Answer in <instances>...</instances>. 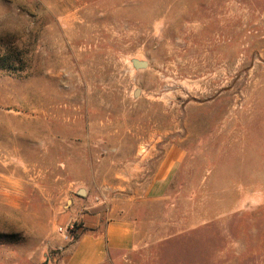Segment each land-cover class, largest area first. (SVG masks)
Segmentation results:
<instances>
[{"label":"rangeland","instance_id":"1","mask_svg":"<svg viewBox=\"0 0 264 264\" xmlns=\"http://www.w3.org/2000/svg\"><path fill=\"white\" fill-rule=\"evenodd\" d=\"M169 146L104 264H264V0H0V264H57L62 212L142 196Z\"/></svg>","mask_w":264,"mask_h":264},{"label":"crops","instance_id":"2","mask_svg":"<svg viewBox=\"0 0 264 264\" xmlns=\"http://www.w3.org/2000/svg\"><path fill=\"white\" fill-rule=\"evenodd\" d=\"M183 152L176 146L165 148L163 155L150 165L142 196L133 195L111 202L108 207L96 204L83 213L73 208L62 212L60 225L72 221L79 226L75 239L63 242L57 252V264H104L113 255L124 256L146 236L135 211L146 209L151 199L165 196L171 177L178 168ZM146 178V179H147Z\"/></svg>","mask_w":264,"mask_h":264},{"label":"built area","instance_id":"3","mask_svg":"<svg viewBox=\"0 0 264 264\" xmlns=\"http://www.w3.org/2000/svg\"><path fill=\"white\" fill-rule=\"evenodd\" d=\"M73 230V223H67L63 226H58V232L68 241H70L71 231Z\"/></svg>","mask_w":264,"mask_h":264},{"label":"water","instance_id":"4","mask_svg":"<svg viewBox=\"0 0 264 264\" xmlns=\"http://www.w3.org/2000/svg\"><path fill=\"white\" fill-rule=\"evenodd\" d=\"M133 65L136 67V68H143L146 66V62L145 61H139V60H133Z\"/></svg>","mask_w":264,"mask_h":264},{"label":"trees","instance_id":"5","mask_svg":"<svg viewBox=\"0 0 264 264\" xmlns=\"http://www.w3.org/2000/svg\"><path fill=\"white\" fill-rule=\"evenodd\" d=\"M78 224L75 222V223H73V230L71 231V235H70V237L71 238H73V233H75V235H74V238L73 239H75L76 238V236H77V233H76V230H77V228H78Z\"/></svg>","mask_w":264,"mask_h":264}]
</instances>
